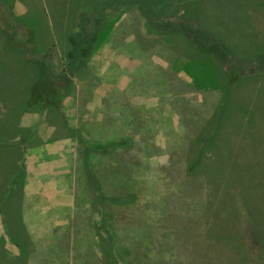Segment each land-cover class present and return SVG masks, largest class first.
Here are the masks:
<instances>
[{
	"label": "rangeland",
	"instance_id": "obj_1",
	"mask_svg": "<svg viewBox=\"0 0 264 264\" xmlns=\"http://www.w3.org/2000/svg\"><path fill=\"white\" fill-rule=\"evenodd\" d=\"M0 264H264V0H0Z\"/></svg>",
	"mask_w": 264,
	"mask_h": 264
},
{
	"label": "trees",
	"instance_id": "obj_2",
	"mask_svg": "<svg viewBox=\"0 0 264 264\" xmlns=\"http://www.w3.org/2000/svg\"><path fill=\"white\" fill-rule=\"evenodd\" d=\"M156 24V23H155ZM149 28L154 29L153 23H150ZM158 26H164L158 25ZM166 27V24H165ZM170 27L173 28V24L170 25ZM190 34L192 35L193 32L190 30ZM218 45H220L218 42H216ZM31 44V43H30ZM20 47L22 51L24 52L25 56L32 62L34 63H41L46 69L44 76L40 77L32 86L31 88V93H30V101L31 103L37 105L39 108H43L45 105H47L49 98H54L56 101H60L61 99V94L60 90H57V85H56V78H53L50 76V73L48 71V65L45 64L43 59L37 55L35 50L33 49L32 46H29L25 41H21ZM67 91V87L65 89Z\"/></svg>",
	"mask_w": 264,
	"mask_h": 264
}]
</instances>
